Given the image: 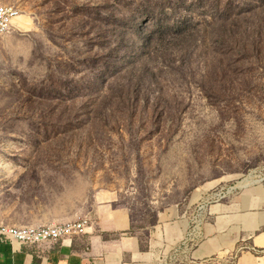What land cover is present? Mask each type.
Returning a JSON list of instances; mask_svg holds the SVG:
<instances>
[{
    "label": "rangeland",
    "instance_id": "374dc122",
    "mask_svg": "<svg viewBox=\"0 0 264 264\" xmlns=\"http://www.w3.org/2000/svg\"><path fill=\"white\" fill-rule=\"evenodd\" d=\"M0 4L23 13L22 31L0 36V214L19 212V198L44 208L99 193L130 212L176 207L172 264H191L214 204L264 190V0ZM239 4L261 15L245 37V20L223 24ZM169 13L198 28L158 59L138 35Z\"/></svg>",
    "mask_w": 264,
    "mask_h": 264
},
{
    "label": "crops",
    "instance_id": "0c3cea01",
    "mask_svg": "<svg viewBox=\"0 0 264 264\" xmlns=\"http://www.w3.org/2000/svg\"><path fill=\"white\" fill-rule=\"evenodd\" d=\"M17 20L13 30H20ZM19 199L21 210L0 214V225L46 226L86 218L89 226L83 235L36 246L13 244L0 237V264H172V249L178 241L172 232L180 226L183 215L176 207L159 212L158 223L146 228L147 236L143 230L131 231V212L115 205L109 193L97 194L92 204L86 196L57 202L52 199L44 208L35 201ZM261 204L264 190L257 196L252 193L214 204L207 226L188 257L191 264L227 262L238 251L234 264H264V210L252 212ZM192 222L189 219L184 247L199 233L202 218L195 225L193 222V227ZM142 241L145 250L141 249ZM244 245L260 256L250 253L242 257L247 254L243 253Z\"/></svg>",
    "mask_w": 264,
    "mask_h": 264
},
{
    "label": "trees",
    "instance_id": "16d2710c",
    "mask_svg": "<svg viewBox=\"0 0 264 264\" xmlns=\"http://www.w3.org/2000/svg\"><path fill=\"white\" fill-rule=\"evenodd\" d=\"M244 3L247 2L244 1ZM236 8L237 11L233 12L227 5L223 14V20L225 21L223 24L226 26L230 23L239 24L242 22V20H245L246 24L240 27V32H242L241 36L245 37L249 33L248 24L253 22L254 19H259V16L261 15L257 13L255 16H253L251 12H256V9L245 11L244 4H239V6ZM163 11L164 9H160L159 12ZM195 23H197V21L194 18H189V16L185 13H180L175 18H173L172 13H169L168 16L158 15V17H155L153 28L149 34L144 36L141 33L138 36L141 40L145 39L149 41V45L151 49H153V53L150 55L165 56V58H157L171 60L176 57L182 46L189 42L196 34H190L192 30L191 27L194 26L198 28L197 25H194ZM222 27L224 26L222 25ZM135 29L137 30L136 27ZM258 29L260 30L259 27ZM73 81L74 80L69 82V84L72 86L75 84ZM66 116H68V114H66ZM130 220L131 231L137 232V230H143L144 235L148 236L149 232L146 231V228L154 227L158 223L159 213L151 208H147V213L143 214V210L134 207L131 209ZM141 249L145 250L143 241L141 242Z\"/></svg>",
    "mask_w": 264,
    "mask_h": 264
},
{
    "label": "built area",
    "instance_id": "2783aa9c",
    "mask_svg": "<svg viewBox=\"0 0 264 264\" xmlns=\"http://www.w3.org/2000/svg\"><path fill=\"white\" fill-rule=\"evenodd\" d=\"M22 14L14 6L0 4V36L12 32L15 20ZM88 226L86 218L36 227L0 225V237L13 244L36 246L83 235Z\"/></svg>",
    "mask_w": 264,
    "mask_h": 264
},
{
    "label": "bare ground",
    "instance_id": "6f19581e",
    "mask_svg": "<svg viewBox=\"0 0 264 264\" xmlns=\"http://www.w3.org/2000/svg\"><path fill=\"white\" fill-rule=\"evenodd\" d=\"M22 16H20L17 20V27H19V24H20V19H21ZM244 183V182H243Z\"/></svg>",
    "mask_w": 264,
    "mask_h": 264
}]
</instances>
